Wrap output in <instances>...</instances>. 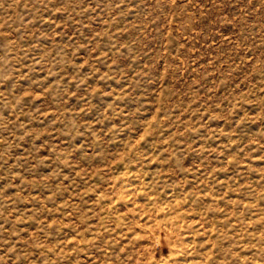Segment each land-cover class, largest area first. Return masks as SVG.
<instances>
[{
	"label": "rangeland",
	"instance_id": "374dc122",
	"mask_svg": "<svg viewBox=\"0 0 264 264\" xmlns=\"http://www.w3.org/2000/svg\"><path fill=\"white\" fill-rule=\"evenodd\" d=\"M0 264H264V0H0Z\"/></svg>",
	"mask_w": 264,
	"mask_h": 264
}]
</instances>
